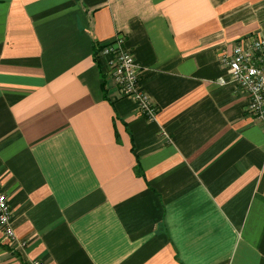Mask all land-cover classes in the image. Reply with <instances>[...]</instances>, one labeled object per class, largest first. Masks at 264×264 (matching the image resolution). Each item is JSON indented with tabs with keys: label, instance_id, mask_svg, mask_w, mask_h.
I'll return each mask as SVG.
<instances>
[{
	"label": "crops",
	"instance_id": "0c3cea01",
	"mask_svg": "<svg viewBox=\"0 0 264 264\" xmlns=\"http://www.w3.org/2000/svg\"><path fill=\"white\" fill-rule=\"evenodd\" d=\"M117 35L151 120L97 59ZM249 36L264 0H0V264H264V132L221 62Z\"/></svg>",
	"mask_w": 264,
	"mask_h": 264
},
{
	"label": "built area",
	"instance_id": "2783aa9c",
	"mask_svg": "<svg viewBox=\"0 0 264 264\" xmlns=\"http://www.w3.org/2000/svg\"><path fill=\"white\" fill-rule=\"evenodd\" d=\"M97 59L105 76L115 82L119 95L135 100L139 111L147 119H153L156 110L139 86L143 69L125 48L124 39L117 35L113 40L101 44ZM221 62L226 66L229 81L247 94L249 102L246 110L260 122L264 132V37L249 36L236 42L231 53L222 56ZM0 230L10 245L17 243L12 211L1 187Z\"/></svg>",
	"mask_w": 264,
	"mask_h": 264
},
{
	"label": "trees",
	"instance_id": "16d2710c",
	"mask_svg": "<svg viewBox=\"0 0 264 264\" xmlns=\"http://www.w3.org/2000/svg\"><path fill=\"white\" fill-rule=\"evenodd\" d=\"M141 173V172H140Z\"/></svg>",
	"mask_w": 264,
	"mask_h": 264
}]
</instances>
